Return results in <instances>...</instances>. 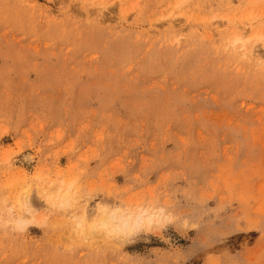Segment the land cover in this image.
<instances>
[{"label":"rangeland","instance_id":"rangeland-1","mask_svg":"<svg viewBox=\"0 0 264 264\" xmlns=\"http://www.w3.org/2000/svg\"><path fill=\"white\" fill-rule=\"evenodd\" d=\"M45 177L189 215L208 242L68 247L41 212L0 234V264H264V0H0V192Z\"/></svg>","mask_w":264,"mask_h":264},{"label":"clouds","instance_id":"clouds-1","mask_svg":"<svg viewBox=\"0 0 264 264\" xmlns=\"http://www.w3.org/2000/svg\"><path fill=\"white\" fill-rule=\"evenodd\" d=\"M34 193L46 205L45 209L34 207ZM101 197L82 187L79 178L69 181L64 177L34 181L14 197L0 192V234L28 233L30 228L37 226L39 214L46 212L49 221L53 215L63 217L61 227L67 230L68 247L98 242L113 250H121L141 238L157 232L165 234L169 229L179 235L195 233L194 237H188L190 245L186 251L202 250L208 242L203 226L189 215L181 216L164 207L129 214L122 211L124 204L120 198ZM131 264H152V259L145 257Z\"/></svg>","mask_w":264,"mask_h":264},{"label":"bare ground","instance_id":"bare-ground-1","mask_svg":"<svg viewBox=\"0 0 264 264\" xmlns=\"http://www.w3.org/2000/svg\"><path fill=\"white\" fill-rule=\"evenodd\" d=\"M22 161H23L25 164H30V163L32 162V157H31V155H29V154H26V155H25V154H24Z\"/></svg>","mask_w":264,"mask_h":264}]
</instances>
